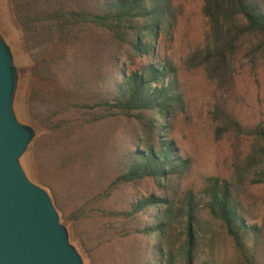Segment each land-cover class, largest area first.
Returning <instances> with one entry per match:
<instances>
[{
	"label": "trees",
	"instance_id": "16d2710c",
	"mask_svg": "<svg viewBox=\"0 0 264 264\" xmlns=\"http://www.w3.org/2000/svg\"><path fill=\"white\" fill-rule=\"evenodd\" d=\"M12 4L34 62L29 151L89 264H264V215L244 201L264 185V121L243 127L217 101L216 135L251 143L228 177L184 186L192 160L171 136L184 92L158 49L174 0ZM202 14L190 67L223 79L244 38L264 51V0H203Z\"/></svg>",
	"mask_w": 264,
	"mask_h": 264
},
{
	"label": "rangeland",
	"instance_id": "374dc122",
	"mask_svg": "<svg viewBox=\"0 0 264 264\" xmlns=\"http://www.w3.org/2000/svg\"><path fill=\"white\" fill-rule=\"evenodd\" d=\"M12 3L13 0H0V33L11 47L19 72L14 108L21 122L37 130L29 104L34 66L31 43L26 42L25 34L16 21ZM174 4L176 22L168 32L162 33L158 49L161 55L174 63L184 92V103L173 118L171 130L181 153L192 160L184 186L199 188L205 177H228L234 160L242 157L251 143L248 136L237 137L231 131L219 137L216 135V122L212 116L215 103L223 101L227 112L243 127L264 121V51H254L252 37L244 38L234 56L231 76L224 75L223 79L219 75L212 76L204 67H190L188 56L194 48L203 45L208 30L207 20L202 14L203 0H174ZM29 149L21 159L22 166L33 182L42 185ZM244 201L248 205H257L253 209V217L255 215L259 222L264 215L261 208L264 185L248 187ZM62 220L67 225L63 217ZM71 240L83 255L85 263L89 264L72 235Z\"/></svg>",
	"mask_w": 264,
	"mask_h": 264
},
{
	"label": "water",
	"instance_id": "95a60500",
	"mask_svg": "<svg viewBox=\"0 0 264 264\" xmlns=\"http://www.w3.org/2000/svg\"><path fill=\"white\" fill-rule=\"evenodd\" d=\"M18 82L11 47L0 33V264H86L51 193L22 166L36 129L17 117Z\"/></svg>",
	"mask_w": 264,
	"mask_h": 264
}]
</instances>
